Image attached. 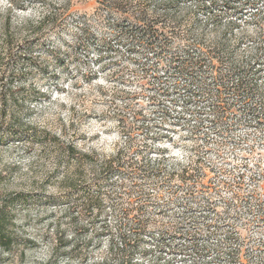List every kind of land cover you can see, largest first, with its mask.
Instances as JSON below:
<instances>
[{"label":"rangeland","instance_id":"obj_1","mask_svg":"<svg viewBox=\"0 0 264 264\" xmlns=\"http://www.w3.org/2000/svg\"><path fill=\"white\" fill-rule=\"evenodd\" d=\"M35 1L0 0V112L12 93L21 104L7 117L20 135L2 131L0 143V264H264V211L233 202L229 190L199 199L188 191L196 174L190 163L199 152L200 191L224 171L229 184L244 176L245 198L264 193V123L242 112L245 95L259 103L264 94V0H204L202 10L196 0H181L177 9L191 11L184 29L197 15L195 37L213 42L249 79L248 90L222 89L241 110L230 114L228 130L212 121L215 90L204 98L184 87L172 96L158 93V78L142 70L145 53L133 51L132 41L145 39V29L134 25L128 39L113 37L115 25L135 20L123 6L52 0L65 15L39 33L35 23L45 8ZM84 24L95 39L80 36ZM173 32L171 44L180 49L181 33ZM68 145L76 148L78 166L63 155ZM120 150L145 162L135 181L143 186L149 228L139 236L124 232L113 209L127 206L132 178L107 172L92 185L91 192L105 198L98 213L79 204L91 186L64 188L76 179L93 182V162ZM242 163L248 168L241 172Z\"/></svg>","mask_w":264,"mask_h":264},{"label":"trees","instance_id":"obj_2","mask_svg":"<svg viewBox=\"0 0 264 264\" xmlns=\"http://www.w3.org/2000/svg\"><path fill=\"white\" fill-rule=\"evenodd\" d=\"M108 1L110 9L123 6L125 9L124 12L130 13L131 16L135 18L134 21L130 22L132 25H125L121 23L115 25L113 27V37H118V39L116 38L117 40H124V37L128 39L127 35L132 34L131 31L134 25H138L142 27V29H145V39L138 38L132 41L134 49L133 51L145 53V62L142 63V70L151 71L154 73V77L158 78V93L165 97L171 93L172 96L173 94L179 93V89H181V87H184V89L194 92L193 94H197V97L203 96L204 98L210 93H213V90H215L216 93H213L214 95L211 98L212 102L210 104L212 107L211 113L213 115L212 121L215 125L222 126L223 128L228 126L229 123L227 122V120L232 117L230 116V114L234 116L241 110L236 103L229 101L227 102L224 96L220 95L222 89L229 87L226 84H232V88L234 90H236L237 92H241L243 90H248L251 85L248 77L246 76V72L239 71L237 67L228 60H226V63L224 60L226 55L222 53L224 55L223 59L220 56L219 51H216V45H213V42L205 43V41L199 40L197 39V37H195L192 27L198 25L199 23L198 18L196 17L197 15L194 14L196 16L194 17V20L192 19L191 21L192 27L188 26L184 29L185 22L183 20L190 23V19L188 20V18L190 17L191 11H188L183 15L178 12V10L180 9L179 3H181V0H106V2ZM196 1L198 2L195 7L197 10H202L201 8H205L206 5L204 0ZM35 2L40 3L42 6H44L43 8H45L43 13L39 16V20H37L35 23L36 28H38L36 32H39L40 30L39 33H41L43 29L47 28L51 24H56V22H58L65 15L64 11L62 10L64 7L58 5L52 0H36ZM209 16L210 17L208 18L212 19V14ZM173 30H178L179 33H181V43L179 44L181 46L180 49H178L179 47L174 48L171 44L175 43L170 39V35L175 34ZM88 31L89 30L86 29V24H84L79 30L80 36H83L85 42H87L91 37L95 39V37L91 36V34H87ZM185 37H188V40H186L187 38L185 39ZM83 38H79L80 44L82 43ZM116 39L108 40L114 41ZM227 39L228 37L224 35V40ZM137 46L138 49L135 48ZM162 70L172 71V73H169L167 75H160L159 72ZM170 79H173V83L171 85H169ZM184 79L185 81L181 82ZM193 88L195 89V91ZM14 98L15 96L12 93L9 98H5L1 103L3 105V109L2 112H0V140L3 139L2 131H5L6 133L10 132L9 134H12L13 137H16L17 134L20 135L21 133L18 127L17 129H14V121L7 120V117H11V115L8 114L10 110H13V108L15 110L18 108V106L21 105L19 103L20 101H15L13 100ZM174 98L172 97L171 101H174ZM188 98L190 99V97ZM244 100L246 106L244 107V110L242 112L244 114L252 115L259 124H263L264 94L262 95L261 101L259 103H250V98L248 97V95L247 97L245 95ZM21 101L23 100L21 99ZM185 102L189 103L187 99H185ZM5 125H7V127L3 130ZM232 126L230 127L229 125L227 130L231 129ZM222 131L225 130H218V132ZM1 142H3V140L0 141V143ZM128 151L120 150L106 159L104 158L99 162H93L92 172L94 173V177L91 179L93 180V182H90V184H82L83 181L79 180V182L76 179L74 181L65 183L66 185L64 186V188L69 186V188H74L73 190L77 189L79 191V187L91 186L89 189H87L88 192L86 193L84 200L81 201L82 203L79 202V199L78 202L81 206H83V208H85V210L86 208L90 210L92 209L96 210L98 213L101 211V205L105 198L101 191H98L97 193H94L93 191L91 192V188L94 187L92 185H100V182L103 179L107 178V174H104L107 172L113 174L115 172H121L124 173V175H126L127 177L132 178V184L129 189L125 188L124 185H121L126 190L125 195L128 196V199L126 201L127 206L119 208L118 205H114L113 209L117 210V217H121L123 219L120 225L121 227H123L124 232H133L134 234L139 236V234L144 231L146 232L149 228L148 220H145L144 217L145 205L144 203H141V199H144L143 186L142 184L135 181L137 174H145V162L141 159L139 162L134 161L131 157H129L128 154L130 153ZM197 153L199 155V152ZM65 154L68 157L75 159L73 163L74 165L78 166L81 163L80 157L76 156V148L73 145H68L63 150V155ZM198 155H195V159H192L190 163L193 170H196L194 171L196 172V174L192 176V183L189 182L191 185V188H188L190 195L192 194V196L196 199L201 198V196L208 195L220 197L222 194H219V192L227 193L226 190H229L231 191L233 202L239 203L244 201L254 209L264 211V193L260 192L258 196H252V199L245 198L244 193L240 191V182H243L244 176L240 174V176L238 175L235 183L229 184V182L225 181L226 179H224L226 175L224 171H220L217 175L213 173V176H215L213 179H216V181L207 183V187H202L200 191L199 184L203 179V176H205V173L201 166V161H198ZM88 157L90 156L88 155ZM198 163L200 164L198 165ZM237 168H240L242 172L243 169L248 168V164L242 163ZM259 177H261V174L258 176V178ZM258 178L257 176L250 177V179H253V181H257ZM217 182L219 186H213V184H216ZM262 190L263 189H261V191ZM51 198L54 204L60 203V200H57L60 198L58 195H54ZM225 205H229L228 200L225 201ZM80 209H82V207ZM93 216L98 215L95 214ZM259 220L261 223H264V215L260 216ZM124 235L125 233L123 234V236ZM125 238L126 236L123 237V241L125 240ZM75 250L77 249L75 248V246H73V248H71V252ZM234 252H236L235 254L240 255L243 252V249L237 247Z\"/></svg>","mask_w":264,"mask_h":264}]
</instances>
